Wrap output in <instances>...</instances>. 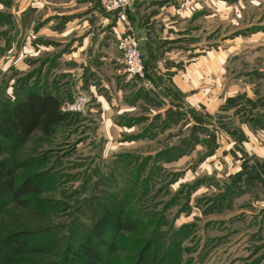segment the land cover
I'll return each mask as SVG.
<instances>
[{
  "label": "rangeland",
  "instance_id": "1",
  "mask_svg": "<svg viewBox=\"0 0 264 264\" xmlns=\"http://www.w3.org/2000/svg\"><path fill=\"white\" fill-rule=\"evenodd\" d=\"M39 1L0 0V111L35 93L69 117L0 159L38 191L0 205V242L36 249L12 264H264V0H142L177 26L171 50L220 58L209 126L168 82H126L105 37L92 58Z\"/></svg>",
  "mask_w": 264,
  "mask_h": 264
},
{
  "label": "crops",
  "instance_id": "2",
  "mask_svg": "<svg viewBox=\"0 0 264 264\" xmlns=\"http://www.w3.org/2000/svg\"><path fill=\"white\" fill-rule=\"evenodd\" d=\"M42 1H39V5L41 4L46 9L52 6L53 15H60L64 18L66 31L73 33L74 36L70 39H74L73 43L78 46L80 43L82 49L89 48L88 54L92 58L102 54V51L98 52V46L102 44L104 37L117 50L116 47L125 25L119 21L116 14H106L101 7L100 0H51L49 4H45L47 0ZM142 3L144 4L142 0H132L127 15L132 30L139 40L147 75L161 81L157 85L159 89H163V84L168 82L171 89H175L180 96L177 100L179 109L188 110L194 119L202 125L209 126L215 117L219 116L220 108L224 106L221 103L223 100L219 97L212 98V100L211 97L208 98L210 92L206 90L209 89L208 85L213 83V77L210 74L219 73L220 70V73L224 74L226 71L220 63V58L211 54H200L190 56L191 60H188L185 56H180V52L171 50V42L179 44L183 41L182 36L177 34L179 33L177 26H164L169 21L168 18H161L162 12L152 15L155 11L153 8L148 9L149 18L146 17V11L141 10ZM33 5L31 4L25 10L33 9ZM76 22L78 24H75ZM74 26H84L83 33L76 34L79 27ZM111 29L114 30L115 41L108 38L107 33L112 31ZM88 32L95 38L94 41L89 39ZM96 38H98L97 41ZM166 53L169 55L167 56Z\"/></svg>",
  "mask_w": 264,
  "mask_h": 264
},
{
  "label": "trees",
  "instance_id": "3",
  "mask_svg": "<svg viewBox=\"0 0 264 264\" xmlns=\"http://www.w3.org/2000/svg\"><path fill=\"white\" fill-rule=\"evenodd\" d=\"M68 117L69 115L62 112V101L52 95L30 93L24 102L5 107L0 111V159L6 154L8 147L21 146L36 132L50 136L56 127L67 121ZM33 192L38 191L31 180L28 179L18 185L9 163L0 160V205L9 200L20 202L23 196ZM114 225L120 231H134L133 225L125 222L121 216L114 221ZM21 237L11 236L0 242V264H12L30 252H36L35 246L31 245L28 239ZM87 256L89 261L94 260L93 249L87 252ZM141 263L140 258L139 264Z\"/></svg>",
  "mask_w": 264,
  "mask_h": 264
},
{
  "label": "built area",
  "instance_id": "4",
  "mask_svg": "<svg viewBox=\"0 0 264 264\" xmlns=\"http://www.w3.org/2000/svg\"><path fill=\"white\" fill-rule=\"evenodd\" d=\"M101 7L106 14H116L119 21L124 23V32L118 42V49L123 58V68L121 75L126 82L144 81L147 87L152 86V82L146 77V67L139 47V40L134 34L128 21V9L132 0H100ZM168 56L169 54L166 53Z\"/></svg>",
  "mask_w": 264,
  "mask_h": 264
}]
</instances>
